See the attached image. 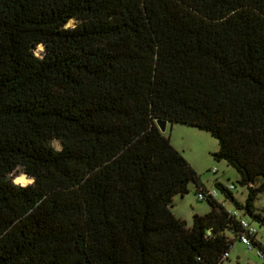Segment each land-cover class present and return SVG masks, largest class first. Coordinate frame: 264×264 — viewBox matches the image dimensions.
<instances>
[{"label": "trees", "instance_id": "trees-1", "mask_svg": "<svg viewBox=\"0 0 264 264\" xmlns=\"http://www.w3.org/2000/svg\"><path fill=\"white\" fill-rule=\"evenodd\" d=\"M157 119L218 140L264 227V0H0V264H220L241 226L173 214L206 187Z\"/></svg>", "mask_w": 264, "mask_h": 264}, {"label": "rangeland", "instance_id": "rangeland-1", "mask_svg": "<svg viewBox=\"0 0 264 264\" xmlns=\"http://www.w3.org/2000/svg\"><path fill=\"white\" fill-rule=\"evenodd\" d=\"M74 22L75 20L71 19L68 25H72ZM35 52L40 54L42 48L36 47ZM163 133L169 137L171 144L182 153L184 158L198 174L199 180L207 188L217 187L214 184L215 179H218L223 184L234 183L235 188L231 190L233 197L241 203L244 202L247 195V186L238 182V172L226 160H216L213 157L212 153L218 149V140L208 131L189 124L167 122ZM52 144L56 148L60 147L58 140H53ZM212 167H216V173L211 171ZM19 174L22 175L24 173L19 172ZM19 174L18 176H20ZM26 178L31 179L30 176ZM262 180L264 178H261L259 181ZM195 191L194 182H190L186 193L183 195L176 194L173 197V205L171 207L173 214L176 217L184 219L188 225L192 223L194 213L205 214L210 208L208 201L206 199H198ZM217 199L227 209L235 207L233 201L220 191H218ZM253 205L256 211L264 215V191L257 195ZM245 217L249 220L252 219L247 213ZM260 232L264 234V229H261ZM220 264H264V259L253 250L247 249L243 243L236 240L228 251V258Z\"/></svg>", "mask_w": 264, "mask_h": 264}, {"label": "built area", "instance_id": "built-area-1", "mask_svg": "<svg viewBox=\"0 0 264 264\" xmlns=\"http://www.w3.org/2000/svg\"><path fill=\"white\" fill-rule=\"evenodd\" d=\"M211 171L213 173L217 172L216 167H212ZM217 183L220 184L217 187L212 188H198L195 193L198 197V199H217L218 191L224 192V190L231 191L233 188H235L234 183H220L218 179ZM220 202V201H219ZM230 216L238 220L241 230L238 233L237 241H240L243 243L247 249L253 250L257 255L261 256L264 259V234H262L260 231L261 229H264V227H261L260 224L255 221L253 218L251 220L247 219L245 217V211L238 207H233L228 209ZM228 258V251H226L223 256L221 257V261Z\"/></svg>", "mask_w": 264, "mask_h": 264}, {"label": "clouds", "instance_id": "clouds-1", "mask_svg": "<svg viewBox=\"0 0 264 264\" xmlns=\"http://www.w3.org/2000/svg\"><path fill=\"white\" fill-rule=\"evenodd\" d=\"M38 47L42 48L43 46L39 45ZM14 183L16 185H19V186H22V187H27L28 185L33 184L34 180L33 179H28V178H26L25 176L22 175L19 178H17L16 180H14Z\"/></svg>", "mask_w": 264, "mask_h": 264}, {"label": "water", "instance_id": "water-1", "mask_svg": "<svg viewBox=\"0 0 264 264\" xmlns=\"http://www.w3.org/2000/svg\"><path fill=\"white\" fill-rule=\"evenodd\" d=\"M156 122H157V125H158L159 129L163 132L165 130L167 121L165 119H157ZM25 175H27V174H25Z\"/></svg>", "mask_w": 264, "mask_h": 264}, {"label": "bare ground", "instance_id": "bare-ground-1", "mask_svg": "<svg viewBox=\"0 0 264 264\" xmlns=\"http://www.w3.org/2000/svg\"><path fill=\"white\" fill-rule=\"evenodd\" d=\"M19 175H20V174H19ZM22 175H23V176H25V177H27V176H28V175H25V174H22ZM22 175H20V176H22ZM20 176H19V177H20ZM16 177H17V176H16ZM16 177H15V178H16ZM19 177H18V178H19ZM15 178H14V180H15Z\"/></svg>", "mask_w": 264, "mask_h": 264}, {"label": "crops", "instance_id": "crops-1", "mask_svg": "<svg viewBox=\"0 0 264 264\" xmlns=\"http://www.w3.org/2000/svg\"><path fill=\"white\" fill-rule=\"evenodd\" d=\"M205 186V185H204ZM206 187V186H205Z\"/></svg>", "mask_w": 264, "mask_h": 264}]
</instances>
